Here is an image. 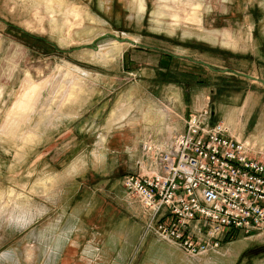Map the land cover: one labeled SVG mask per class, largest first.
I'll return each instance as SVG.
<instances>
[{"label": "rangeland", "instance_id": "obj_1", "mask_svg": "<svg viewBox=\"0 0 264 264\" xmlns=\"http://www.w3.org/2000/svg\"><path fill=\"white\" fill-rule=\"evenodd\" d=\"M51 1L0 0V264H56L59 256L58 264H121L108 251L109 238L114 250L126 256V264H264V228L237 234L217 250L196 257L178 245L179 251L148 241L143 209L123 186L127 175L138 172V163L145 164L144 172L153 170L145 146H160L174 136L164 130L172 131L170 124L193 111L202 94L218 111L220 101L242 98L236 106L241 107L247 89L253 93L255 108L248 113L243 105L232 132L244 142L251 140L246 142L251 153L264 159V0H54L55 14L47 5ZM162 4L179 17L176 27L168 15L161 16L162 24L154 23L153 12ZM195 8L200 25L186 20ZM56 16L61 20L53 21ZM117 42L122 44L115 59L127 49L112 73L79 58L81 54L100 63L90 59L91 51L107 55L115 52ZM114 60L100 64L109 66ZM67 64L82 71H108L115 80L101 86L106 96L99 103L93 81L103 82L100 75L91 74L84 86L76 87L81 102H86L79 115L96 105L83 122L46 133V139L42 126L46 120L53 124L59 113L37 109L19 113L7 128L6 115L24 82L55 80ZM235 72L257 80L248 82ZM49 91L51 87L40 105ZM173 94L174 108L166 102ZM121 104L127 117L133 108L137 119L146 116L149 121L122 127L108 137L114 127L107 131L103 125ZM219 116L214 123L230 130L222 113ZM101 135L106 137L99 149L103 159L96 161L93 151ZM34 148L22 163L24 151ZM79 157L83 167L68 174ZM13 161L21 165L13 167ZM86 166L84 175L74 177ZM80 213L84 217L76 222ZM71 226H85L89 234L80 232L77 245L61 254L58 242ZM120 237L126 241L119 247Z\"/></svg>", "mask_w": 264, "mask_h": 264}, {"label": "built area", "instance_id": "obj_2", "mask_svg": "<svg viewBox=\"0 0 264 264\" xmlns=\"http://www.w3.org/2000/svg\"><path fill=\"white\" fill-rule=\"evenodd\" d=\"M209 119L207 109L190 114L184 132L145 146L152 171L138 163V172L123 180L146 213L147 231L191 257L264 228V162Z\"/></svg>", "mask_w": 264, "mask_h": 264}, {"label": "bare ground", "instance_id": "obj_3", "mask_svg": "<svg viewBox=\"0 0 264 264\" xmlns=\"http://www.w3.org/2000/svg\"><path fill=\"white\" fill-rule=\"evenodd\" d=\"M53 3H56V2L52 0L51 3H48L47 5L49 9L51 10V12L55 14L56 11L53 8L54 7ZM144 10H145L144 6L141 5L139 7L140 14H143ZM169 10L171 11L170 7H168L165 4L164 5L162 4V6H160L156 10V12H153V15L155 16L154 23L156 25L162 24V21H160L161 16L168 15L170 16V18H172V21L174 22V25H171V24L170 25L172 27L177 25L176 24V22H178L177 18L179 17L176 14L170 13ZM61 15L62 13L59 14L60 18H61ZM60 18L59 17L57 18L56 16L53 18V21L57 22L58 20H61ZM186 20L188 22H192L193 24L195 23L197 25H200L201 20L199 17L198 8H195L193 12L188 14ZM121 44H122L121 42H117L115 45V52L112 51L111 53H108L107 55L100 54L99 50L91 51L89 55L90 59L94 62L96 61L102 64H107L108 62H111L112 60H114L115 56H117L120 53ZM96 49H97L96 47L95 48L93 47V50H96ZM90 76H91V73L86 72L85 70L84 71L79 70L77 68H74L68 65L60 69V71L57 73V77L55 78V80L53 79L51 81L48 79H44L41 82L36 83V82H33L31 79H28L26 82H24L23 87L13 105V108L6 115V119H7L6 127L8 128L11 125V123L17 119V115L19 113H32L33 111L37 109H39L42 112H51L52 110L56 109L57 113H59L58 114L59 116L57 115L56 120L53 122L52 125L58 124L60 121L61 122L64 121L63 118L65 120L69 118H73V117L78 118L79 110L81 109L80 107L81 105L84 106L86 102L84 103L81 102L80 95L77 93L78 89L76 87L84 86L85 85L84 83L88 81V77L90 78ZM68 83L70 84L68 85ZM49 87H51V92L49 91L50 93L47 94V97L44 100V104L40 105V101L43 98L47 88ZM88 98L89 96L86 97V101ZM125 108H126V105L124 104H121L120 106L114 108L110 112L108 118L106 119L105 125H103L104 126L103 129L108 131L112 126L116 128V126L122 124L123 122H126V121L131 122V121L138 120L137 119L138 113L133 108L131 109L128 117L126 115ZM161 115L164 116V113L162 112ZM140 120L143 121V124L148 123L149 121L146 116H143V118H141ZM166 132L171 133L172 131L168 127ZM31 139L33 138H29L28 140H26L27 141L26 143H28L29 140L32 141ZM105 140H106V137L104 135H101L99 141L96 142V145H95L96 147H95V150L93 151V155L96 161H102L103 159V156L99 154V149L102 146H104ZM83 165H84V161L79 157L75 159V161L70 166L67 173L70 174V173L77 172L81 167H83Z\"/></svg>", "mask_w": 264, "mask_h": 264}, {"label": "crops", "instance_id": "obj_4", "mask_svg": "<svg viewBox=\"0 0 264 264\" xmlns=\"http://www.w3.org/2000/svg\"><path fill=\"white\" fill-rule=\"evenodd\" d=\"M62 46H66V45H63L62 44ZM95 48V47H94ZM97 48V47H96ZM127 48H124L123 49V52L119 55V57L117 58V59H115L113 62H112V64L111 65H109V66H107V65H101L100 63H93V62H91V61H89V59H87V57H83L81 54H80V56H79V58L81 59V60H83V61H86L87 63H91L92 65H94V67H96L95 65H98V66H100V67H102V68H99V67H96V69H98V70H102L103 71V68L104 69H107L109 72H111L112 73V71L115 69L114 67H116L117 65L119 66V64L122 62L123 63V60H124V52H125V50H126ZM118 61V62H117ZM121 63V64H122ZM68 65V64H67ZM69 66H71V65H69ZM73 67V66H72ZM74 68H77V67H74ZM77 69H79V70H82V69H80V68H77ZM84 71V70H83ZM86 72H89V73H91V74H98V75H100L102 78H100L101 80H103V82H101L100 84L98 83H96V82H94L93 81V85H96L97 86V89L96 88H94L96 91V96H95V102H100V101H102L104 98H105V96H106V94H104V89L101 87V86H104V85H106L107 86V84H108V86L110 85V84H112V82H114L113 80H112V77L110 76V74H108L107 72L105 73V74H102V73H100V72H98V71H90V70H85ZM114 74V73H113ZM233 74H235V75H238V76H241V78H243V79H245L246 81L248 80V82H251V81H249V80H252V83L253 82H255V78L254 77H252V76H246V75H240V74H238L237 72H235V73H233ZM117 76V75H116ZM107 79H109V80H107ZM168 92H170V91H168ZM248 92V93H247ZM247 92H246V99H245V102H243V103H245V107H246V109H247V111H248V113L250 112V111H252L254 108H255V100H254V96L252 95L253 93L249 90V89H247ZM172 94V93H171ZM248 94V95H247ZM177 97L173 94V96H171L166 102H167V104L169 105V106H172L173 108L174 107H176V104H177V99H176ZM240 101H242V98H230L229 100L228 99H225V100H223V101H220V103H219V106H218V111H217V109L214 107V108H212L211 106H209L210 105V103H209V100H207L206 98H205V96H204V94H202L201 96H199V97H197L196 99H195V103H194V109H193V111H188V113H186V111H185V113L181 116V118H180V122H178V123H174V124H170L171 125V128H172V132L171 133H168V132H166L165 130H164V132H165V135L167 134V136H171V135H175V134H178V133H182V132H184V130H185V122H186V120H187V118H188V115L189 114H192V113H196V112H200V111H202V110H209L210 111V119H209V123L211 124V125H214V124H216V123H214V120H215V118L218 116L219 118H220V116H219V113L221 114L222 113V119L226 122V123H228V125H230L231 126V128H230V130H229V135L232 137V138H234V139H237L236 138V136L233 134V132H232V130L234 129V125H235V119H236V117L235 116H239V115H241L242 113H243V110H244V106L242 107H236V106H239V104H240ZM94 102V103H95ZM98 102V103H99ZM236 102H238V105H235L236 104ZM94 103H93V105L91 104V105H88V107L86 108V109H84L82 112V114H80L79 116H78V118L77 117H73V118H69V119H64L63 118V120L64 121H60L58 124H54V125H52V123L51 122H49V120H46L45 121V123L46 124H44L43 126H42V133H44V136H45V138L47 139V134L46 133H49V135H51V134H53V133H56V132H59L62 128L64 129V127H72V125L73 124H77V123H79V122H83V119H85V117L87 116V113L89 112V111H91L93 108H96V105H94ZM152 104V103H151ZM145 106V105H144ZM239 108V109H238ZM161 109V108H160ZM158 110V109H157ZM86 111V112H85ZM85 112V113H84ZM248 113L246 114L247 116H248ZM162 114V112H160L159 113V115H161ZM162 116V115H161ZM165 117V116H164ZM140 119V118H139ZM137 120V121H131V122H125V123H122L121 125H119V126H116V128H114V130H112L111 132H110V134L108 135V137L109 136H111L112 134H114L116 131H118V130H120V129H122V127H125V126H131V125H136V124H143V122H140V120ZM155 119H157L158 121H154V123H156V124H159V125H163V123L162 122H159V120L160 119H158V118H155ZM162 121V120H161ZM152 124H153V121H152ZM144 125V124H143ZM159 125H158V127H159ZM162 125L160 126L161 128H163L162 127ZM121 126V127H120ZM160 128V129H161ZM166 128H168V127H166ZM94 130V129H93ZM145 130L146 131H148V129L147 128H145ZM97 133V132H96ZM107 137V138H108ZM250 137V136H249ZM57 138V137H56ZM167 140H168V137H166L165 138V141H163V143H165V142H167ZM238 140H240V141H243V139H238ZM245 142H247V143H249V142H251V140H249V139H246V141ZM45 143V142H44ZM42 144H40V145H38V149H41V146ZM45 145V144H44ZM36 148H37V146H36ZM36 148H34L32 151L30 150V151H24V156H23V160H22V163L24 162V160H26V158L28 157V155L31 153V152H33L34 150H36ZM31 149V148H30ZM252 157L253 158H255V159H257V160H260V161H262V162H264V159H260L258 156H256V155H253L252 154ZM107 161L108 160H104V163H106L107 164ZM21 164L19 163V162H15V161H13V167H18V166H20ZM89 166H90V164H89ZM144 166H145V164H144ZM88 170H87V166L85 167V169L82 171V172H80V173H78L77 175H75L74 177H76V178H79V177H81L82 175H84V173H86ZM137 173V172H136ZM127 193V192H126ZM128 194V193H127ZM130 196V195H129ZM142 209V208H141ZM141 215L143 216V218L145 219H143L144 221H145V223H146V213L142 210L141 211ZM76 217L77 218H75V220H76V222L78 221V222H80V220H81V218H83L84 217V215L83 214H78V215H76ZM192 226H199L198 225V223H195V225L194 224H192ZM83 226H71L70 227V232L68 233V235L67 236H65V238L62 240V241H60V242H58V245L57 246H59L60 248H61V246H62V250H61V254L62 253H64L66 250L68 251V250H70L72 247H74L73 246V244H76V243H78L79 241H77V240H79L78 238H79V235H80V232H81V234L82 235H84V233H82L83 231H86L87 232V234H89L88 233V228H85V226H84V228H82ZM120 234H123V233H120ZM119 235V234H118ZM120 236V235H119ZM110 237V235L108 234V238ZM145 237L148 239V241L149 240H154V243L155 244H157V245H166V246H170V247H174L175 249H177L178 251H179V249L176 247V245L175 244H173V243H167V242H163V240H161V239H159L153 232H146V234H145ZM156 237V238H155ZM196 237H199V235L197 234L196 235ZM122 238L120 237V240L118 241L119 242V247L122 245V242L123 241H126L125 239H122ZM66 241V242H65ZM107 244H108V251H109V253H113V255H117V257H118V260H121V264H126V261H127V258H126V256H124V255H121V252H119V251H117L116 249L114 250V245H115V242H113L112 241V239L111 238H109V241L107 242ZM77 245V244H76ZM113 245V246H112ZM125 248H126V244L124 243V245H123ZM113 247V248H112ZM75 249V248H74ZM122 249V248H121ZM126 258V259H125ZM58 259V260H57ZM57 262H56V264H58V263H61L62 262V258L59 256V257H57Z\"/></svg>", "mask_w": 264, "mask_h": 264}, {"label": "trees", "instance_id": "obj_5", "mask_svg": "<svg viewBox=\"0 0 264 264\" xmlns=\"http://www.w3.org/2000/svg\"><path fill=\"white\" fill-rule=\"evenodd\" d=\"M231 238L230 237H228V238H226V241H229Z\"/></svg>", "mask_w": 264, "mask_h": 264}]
</instances>
